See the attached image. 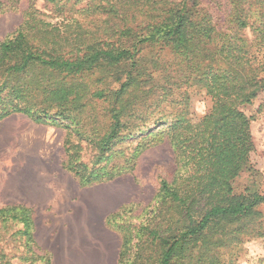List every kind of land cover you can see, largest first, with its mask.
Instances as JSON below:
<instances>
[{
	"label": "trees",
	"instance_id": "trees-1",
	"mask_svg": "<svg viewBox=\"0 0 264 264\" xmlns=\"http://www.w3.org/2000/svg\"><path fill=\"white\" fill-rule=\"evenodd\" d=\"M45 1L53 14L30 0L21 25L0 42V104H8L0 121L23 114L100 152L138 133L142 143L128 158L110 162L112 152L105 180L132 170L146 146L167 136L178 169L160 183L149 246L127 247L124 238L117 264H231L239 248L225 257L213 238L255 219L264 204V193L234 187L255 171L253 119L242 107L264 91V0H230L225 16L206 0ZM19 2L0 0V14L17 12ZM54 15L57 23L48 20ZM191 91L212 100L199 121ZM10 213L28 224L31 210L0 208V218Z\"/></svg>",
	"mask_w": 264,
	"mask_h": 264
},
{
	"label": "rangeland",
	"instance_id": "rangeland-1",
	"mask_svg": "<svg viewBox=\"0 0 264 264\" xmlns=\"http://www.w3.org/2000/svg\"><path fill=\"white\" fill-rule=\"evenodd\" d=\"M206 1L219 5L222 16L228 13L230 0ZM29 4L30 0H20L17 12L0 14V42L21 25L22 13ZM36 7L53 14L52 5L45 0H36ZM48 20L60 21L55 15ZM190 94V113L199 121L210 112L212 100L196 91ZM7 107L0 104V114ZM242 111L253 119L251 161L255 171L242 173L234 187L237 192L249 186L264 193V91ZM23 118L27 116L16 113L0 121V208L10 202L4 191L12 183L10 179L18 182L20 176L42 175L47 190L42 202L30 209L28 224L14 219L12 213L0 218V264H47L49 260L51 264H96L98 255L107 264H115L124 238L127 247H148L144 234L153 227L150 212L160 183L162 179L171 180L178 169L168 137L160 144L146 146L132 170L105 180L103 169L112 152L117 157L110 162L128 158L142 143L138 133L100 152L91 141L72 132L67 136L56 125L38 123L34 134L26 129L23 134L20 130L16 135L6 133L5 128L12 127L9 122L19 123ZM64 140L75 157V171L67 167ZM257 211L255 219L231 225L224 234L213 238L220 241L219 249L226 253L225 257L232 248H239L238 255L228 257V263L264 264V204Z\"/></svg>",
	"mask_w": 264,
	"mask_h": 264
},
{
	"label": "crops",
	"instance_id": "crops-1",
	"mask_svg": "<svg viewBox=\"0 0 264 264\" xmlns=\"http://www.w3.org/2000/svg\"><path fill=\"white\" fill-rule=\"evenodd\" d=\"M23 119L24 120L19 123L15 122L13 124L12 122H9L8 124L12 127L5 128L6 133L9 135H16L20 130L23 134V130L26 129L28 133L34 134L39 127V124L35 123L28 117ZM17 180L18 182L15 180V178L10 179L12 183L5 188V198L10 199V202L3 204V206H24L26 208L32 209L34 206H37L40 204V202H42L45 191L47 190L44 176H20L17 178ZM6 181L9 183L8 180ZM118 258L119 254L116 258H114L115 264H117ZM96 264H107V260L101 255H98L96 258Z\"/></svg>",
	"mask_w": 264,
	"mask_h": 264
}]
</instances>
